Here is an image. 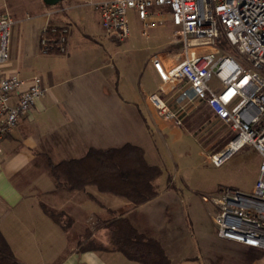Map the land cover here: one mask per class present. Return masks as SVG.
I'll use <instances>...</instances> for the list:
<instances>
[{
	"label": "crops",
	"instance_id": "obj_1",
	"mask_svg": "<svg viewBox=\"0 0 264 264\" xmlns=\"http://www.w3.org/2000/svg\"><path fill=\"white\" fill-rule=\"evenodd\" d=\"M82 1L1 2L2 12L15 23L21 8L32 11L31 21L22 25V30L29 35L38 61L48 58V65L39 64L34 70L1 68L5 74L22 79L39 78L45 93L1 141L0 233L19 264H139L120 252L82 251L79 246L85 244L80 240L87 242L86 238L90 241L96 236L107 243L102 222L109 217L108 211L122 212L140 233L161 243L171 264H202L198 253L190 250L191 243L166 228V215L169 209L176 210L178 193L158 191L154 199L132 208L126 199L99 192L94 186L83 190L59 187L50 173L51 163L82 158L89 148H117L127 143L141 147L147 163L161 168L156 139L171 127L147 100L160 84L151 59L169 53L151 55L141 65V80H156L155 90L146 94V83L141 80L138 91L128 88L106 51L95 65L97 57L88 53L84 42L79 44L80 33L94 39L92 22L102 31L97 5L106 0H94L88 13ZM47 23L69 26L65 54L40 50L39 36ZM16 33L18 42L20 32ZM69 79L74 80L73 86ZM112 79L114 87L108 84ZM43 205L53 214L62 215L59 223L43 210ZM168 226L174 230L178 227Z\"/></svg>",
	"mask_w": 264,
	"mask_h": 264
},
{
	"label": "built area",
	"instance_id": "obj_2",
	"mask_svg": "<svg viewBox=\"0 0 264 264\" xmlns=\"http://www.w3.org/2000/svg\"><path fill=\"white\" fill-rule=\"evenodd\" d=\"M104 36L123 41L130 36L128 12L134 11L141 35L163 24L168 11L177 29L178 54L154 56L160 84L147 96L158 117L175 127L201 105L226 125L232 139L208 160L221 166L248 146L260 157L252 194L221 188L201 196L220 239L264 251V0H106L97 5ZM12 18L0 11V155L1 141L45 93L39 78L5 74ZM70 28L47 23L39 36L43 53L65 54ZM224 38L243 57L220 55L216 44ZM218 80L212 88L210 81Z\"/></svg>",
	"mask_w": 264,
	"mask_h": 264
},
{
	"label": "rangeland",
	"instance_id": "obj_3",
	"mask_svg": "<svg viewBox=\"0 0 264 264\" xmlns=\"http://www.w3.org/2000/svg\"><path fill=\"white\" fill-rule=\"evenodd\" d=\"M1 2L2 0H0L2 11ZM93 2L94 0L82 1L85 5L83 9L87 13L92 11ZM163 13V24L149 29L147 37L141 35L140 21L135 12L130 10L128 17L131 32L127 39L123 41L107 39L92 22L91 36L94 39L85 38L80 33L79 44L84 42L88 53L97 57L95 65L102 57V51H106L108 56H111L110 62L118 69L119 77L126 79L128 88L138 91L142 63H145L151 55L160 52L175 55L181 50L177 29L173 26L168 11ZM32 17L33 13L30 10L21 8L18 12L16 19L19 21L13 22L8 37L9 58L1 68L34 70L39 64L43 67L48 65V58L38 61L30 47L29 35L22 30ZM16 31L20 32L18 42H16ZM223 39L220 38L216 44L219 54L235 57L248 69L243 63V57ZM69 81V85L73 86L74 80L69 79ZM141 81L146 83V94L157 88V81L154 79ZM114 83L115 80L112 79L108 84L114 87ZM218 84L217 78L213 77L210 81L211 87L216 88ZM122 92L124 94V91ZM193 113L194 116L181 127H174L163 121L171 127H167L163 137L159 136L158 141L156 139L159 155L157 162L163 164L162 175L157 182L158 191L162 194L165 191L178 193L176 200L170 199L178 203L174 204L176 210L169 209L166 215L168 225L173 224L178 227L175 230L168 225L165 227L168 228L169 233H178L180 238H185L191 243L190 250L198 253L202 264H264V251L223 240L217 236L209 214L212 208L201 200L202 195L215 193L221 188H233L245 194H252L259 165L258 153L253 148L245 146L230 155L221 166H214L208 160V156L221 151L231 140L232 133L205 105L199 106ZM90 241L96 243L97 247L106 245L101 236H96ZM80 242L87 243L81 240ZM79 246L81 248L83 244Z\"/></svg>",
	"mask_w": 264,
	"mask_h": 264
},
{
	"label": "trees",
	"instance_id": "obj_4",
	"mask_svg": "<svg viewBox=\"0 0 264 264\" xmlns=\"http://www.w3.org/2000/svg\"><path fill=\"white\" fill-rule=\"evenodd\" d=\"M194 114L191 113L184 123ZM49 170L59 187L83 190L94 186L99 192L126 199L132 208L157 197L156 181L162 175L159 166L147 163L141 147L129 143L117 148H89L82 158L51 163ZM42 208L59 223L61 214H53L44 205ZM108 214L109 217L102 222L107 233L106 245L97 247L86 238L87 243L81 247L82 251L120 252L128 260L139 264H171L161 243L140 233L124 213L108 211ZM0 264H19L1 233Z\"/></svg>",
	"mask_w": 264,
	"mask_h": 264
}]
</instances>
